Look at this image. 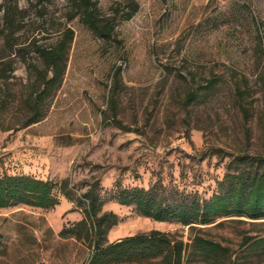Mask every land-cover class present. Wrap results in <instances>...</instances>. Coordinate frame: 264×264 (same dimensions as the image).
Wrapping results in <instances>:
<instances>
[{
    "label": "rangeland",
    "instance_id": "obj_1",
    "mask_svg": "<svg viewBox=\"0 0 264 264\" xmlns=\"http://www.w3.org/2000/svg\"><path fill=\"white\" fill-rule=\"evenodd\" d=\"M14 4L23 13L6 44L4 9ZM98 9L109 36L86 26L73 0H0V65L12 64L0 78V177L68 180L74 193H57L54 208L0 209V264H86L92 245L61 233L85 218L76 198L95 186L101 214L119 218L108 244L157 230L225 251L207 260L190 248L183 264H264V245L243 243L264 237V221L193 229L118 201L135 188L169 202L210 200L236 158L264 159V0H99ZM68 31L63 83L43 120L26 127L39 50Z\"/></svg>",
    "mask_w": 264,
    "mask_h": 264
},
{
    "label": "trees",
    "instance_id": "obj_2",
    "mask_svg": "<svg viewBox=\"0 0 264 264\" xmlns=\"http://www.w3.org/2000/svg\"><path fill=\"white\" fill-rule=\"evenodd\" d=\"M73 2L86 26L96 34L109 36L110 30L99 23V0ZM22 13L17 4L4 9V27L9 29L6 44L10 43V33ZM72 39V32L68 31L55 45L39 50L43 69L37 76V88L30 95V104L29 101L27 104L32 117L26 127L43 120L51 98L61 87ZM7 71H12L11 62L0 65V78ZM120 74L121 69H118L115 73L117 79ZM7 101L4 96L0 106L5 108ZM229 168L232 172L220 183L221 192L214 194L210 200H201L197 195H182L178 200L169 202L165 197L161 198L156 189L135 188L121 191L118 201L123 206H134L140 215L156 222H177L193 229L213 225L222 219H246L253 224L264 221V159L238 157ZM57 193L68 200L74 198L68 180L56 184L27 175L0 177V209L18 206L54 208L60 204ZM76 201L83 209L85 218L71 229H64L61 234L65 238H75L92 245V253L86 264H183L187 254H194L189 251L190 248L196 249L207 260L224 255L223 247L211 240L196 237L189 246L173 234L157 230L108 244L106 237L119 224V218L114 213L101 214L103 201L97 187L91 188ZM243 243L259 247L264 245V237H248ZM2 246L3 237L0 234V249Z\"/></svg>",
    "mask_w": 264,
    "mask_h": 264
}]
</instances>
